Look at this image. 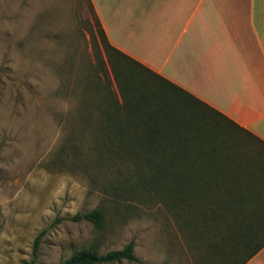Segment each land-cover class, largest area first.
I'll return each instance as SVG.
<instances>
[{
    "label": "rangeland",
    "instance_id": "1",
    "mask_svg": "<svg viewBox=\"0 0 264 264\" xmlns=\"http://www.w3.org/2000/svg\"><path fill=\"white\" fill-rule=\"evenodd\" d=\"M98 28L90 0H0V264L31 259L39 234L37 264L131 239L139 261L99 264H195L187 229L169 211L114 198L109 171L86 167L91 148H67L87 105L101 106L108 91L120 100ZM210 122L202 129L220 145L264 148L232 124ZM96 206L107 212L102 229L70 219Z\"/></svg>",
    "mask_w": 264,
    "mask_h": 264
},
{
    "label": "trees",
    "instance_id": "2",
    "mask_svg": "<svg viewBox=\"0 0 264 264\" xmlns=\"http://www.w3.org/2000/svg\"><path fill=\"white\" fill-rule=\"evenodd\" d=\"M97 21L120 100L108 91L101 106L87 105V115L73 120L67 148H91L86 167L109 171L114 198L159 202L169 211L187 229L195 264H245L264 246V151L220 145L203 125L210 119L213 127L221 121L236 125L113 47ZM157 92L164 96L154 97ZM96 110L101 115L90 117ZM114 164L115 172L108 169ZM106 214L96 206L70 219L102 229ZM39 239L31 259L20 264H37ZM134 247L133 239L103 253L89 245L60 264L136 262Z\"/></svg>",
    "mask_w": 264,
    "mask_h": 264
},
{
    "label": "crops",
    "instance_id": "3",
    "mask_svg": "<svg viewBox=\"0 0 264 264\" xmlns=\"http://www.w3.org/2000/svg\"><path fill=\"white\" fill-rule=\"evenodd\" d=\"M90 1L113 47L264 145V0Z\"/></svg>",
    "mask_w": 264,
    "mask_h": 264
}]
</instances>
